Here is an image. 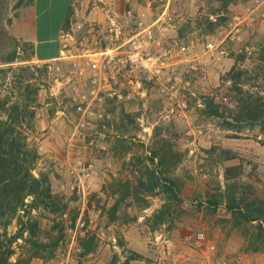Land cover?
I'll list each match as a JSON object with an SVG mask.
<instances>
[{
	"label": "rangeland",
	"instance_id": "rangeland-1",
	"mask_svg": "<svg viewBox=\"0 0 264 264\" xmlns=\"http://www.w3.org/2000/svg\"><path fill=\"white\" fill-rule=\"evenodd\" d=\"M28 1L0 0V27L15 35L12 25ZM76 4L88 6V11L132 9L147 24L162 17L161 43L152 42L147 52L167 66L161 78L141 66L117 67L111 82L132 97L110 104L103 116L89 115L91 123L83 127L74 86L91 82L74 76L70 59L35 57L13 63L14 71L21 63L36 66L37 111L32 119L27 116L25 128L39 151L34 172L46 174L54 192L68 202L64 215L33 212L44 229L41 237L54 232L61 238L54 257H35L30 264H107L116 252L124 258L131 249L143 256L134 264H264V248L249 249L257 223L237 222L226 208L230 195L264 205V132L259 127L229 129L223 118L202 110L214 96L231 118L237 93L230 71L236 64L248 69L239 77L244 89L264 86L258 76L264 60L254 53L264 43V0H235L219 11L220 3L212 0ZM89 20L80 28V38L90 35L89 25L99 19ZM7 42L11 40L0 35V54L12 49ZM12 86L5 88L19 92ZM163 149H170L166 161ZM154 150L160 154L153 162ZM147 167L175 178L183 201L168 203L161 188L136 194ZM165 202L171 206L164 207ZM162 208L165 215L157 221L153 214ZM9 218L0 215V229L7 227L11 235L19 222L18 216ZM200 231L206 233L203 243L198 241ZM83 240L95 249L85 253ZM16 248L13 260L29 256L22 239Z\"/></svg>",
	"mask_w": 264,
	"mask_h": 264
},
{
	"label": "trees",
	"instance_id": "trees-1",
	"mask_svg": "<svg viewBox=\"0 0 264 264\" xmlns=\"http://www.w3.org/2000/svg\"><path fill=\"white\" fill-rule=\"evenodd\" d=\"M212 1L220 3L219 8L215 10L219 11L227 9L235 0ZM208 20L212 23L211 18ZM0 35L11 40V43L6 44L12 47L9 53L0 54V215L10 216L9 220L18 216L19 222V227L14 234L9 235L7 227L3 231L0 229V264H30L35 257L43 259L54 257L61 238V235L55 236L54 232H48L44 238L41 237L44 229L40 219L34 216L33 212L46 210L55 215H64L68 202L54 192L50 178L46 174L38 176L34 172L39 151L38 147L30 142L29 136L25 134V128L29 125L27 116L32 119L37 111L39 86L33 81L36 66L21 63L18 64V71H14L13 63L35 58V46L32 42L11 34L3 25L0 27ZM259 47L262 49H256L254 53L262 54L260 59L264 60V43H260ZM3 48L4 46L0 44V53H3ZM22 50L27 53L22 55ZM260 68L263 72L262 74L259 72L258 76L264 79V68L259 66ZM27 71L29 74H26ZM244 71L247 72L248 69H242L237 64L230 71L234 79L233 87L237 93L231 118L225 116L214 96L208 97L202 110L208 115L223 118V126L229 129L238 130L240 126L259 127L264 132V86L257 91L244 89L239 78ZM9 83L13 85L12 87L19 89V92H9L5 88ZM160 152L161 157L166 161L170 149H163ZM160 152L153 151L151 156L153 162ZM145 174L146 178L138 180L135 187L136 194L142 191L154 193L161 188L166 194L168 203L183 201L181 187L175 178L162 177L156 168L150 167H147ZM130 191L131 186L128 184L126 195L130 194ZM228 198L226 208L232 213L235 221L257 223V230L253 233L249 249L254 251L263 249L264 205L261 206L255 200L247 198L238 199L234 195ZM214 202L212 201L216 204V201ZM167 205L171 206L165 202L164 207ZM153 215L157 221H160L165 215V208L155 211ZM20 239L29 247V256L25 257L20 254L16 260H13V256L17 254L16 244ZM82 243L85 253L95 249L85 240ZM138 259H143L142 254L131 249L128 255H124V258L116 252L107 264H134L133 261Z\"/></svg>",
	"mask_w": 264,
	"mask_h": 264
},
{
	"label": "built area",
	"instance_id": "built-area-1",
	"mask_svg": "<svg viewBox=\"0 0 264 264\" xmlns=\"http://www.w3.org/2000/svg\"><path fill=\"white\" fill-rule=\"evenodd\" d=\"M102 9L108 13L107 17L91 22L88 27L90 35L79 36V30L86 22L79 11L72 14L60 35L61 52L58 58L70 59L74 76L86 77L91 82L84 87L79 84L74 86L73 98L81 113L80 125L83 127L91 123L89 115H97L98 112V116H103L110 104L132 97L130 91L111 82L117 67L141 66L161 78L167 66L160 57L147 52L152 42L161 43L160 35L164 34L160 30L162 17L147 24L132 9L123 13L112 6ZM205 239L206 233L200 231L198 241L203 243Z\"/></svg>",
	"mask_w": 264,
	"mask_h": 264
},
{
	"label": "crops",
	"instance_id": "crops-1",
	"mask_svg": "<svg viewBox=\"0 0 264 264\" xmlns=\"http://www.w3.org/2000/svg\"><path fill=\"white\" fill-rule=\"evenodd\" d=\"M77 0H29L23 5L12 25L18 38L32 42L38 60H51L60 56V35L73 13L86 19H104L106 10L88 6L74 7Z\"/></svg>",
	"mask_w": 264,
	"mask_h": 264
}]
</instances>
